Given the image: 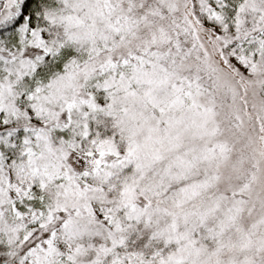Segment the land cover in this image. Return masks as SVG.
Returning a JSON list of instances; mask_svg holds the SVG:
<instances>
[{"label":"snow or ice","instance_id":"obj_1","mask_svg":"<svg viewBox=\"0 0 264 264\" xmlns=\"http://www.w3.org/2000/svg\"><path fill=\"white\" fill-rule=\"evenodd\" d=\"M0 264H264V0H0Z\"/></svg>","mask_w":264,"mask_h":264}]
</instances>
